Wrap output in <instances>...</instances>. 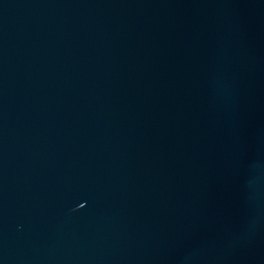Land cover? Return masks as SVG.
Listing matches in <instances>:
<instances>
[{"label": "water", "instance_id": "95a60500", "mask_svg": "<svg viewBox=\"0 0 264 264\" xmlns=\"http://www.w3.org/2000/svg\"><path fill=\"white\" fill-rule=\"evenodd\" d=\"M0 264H264V0H0Z\"/></svg>", "mask_w": 264, "mask_h": 264}]
</instances>
